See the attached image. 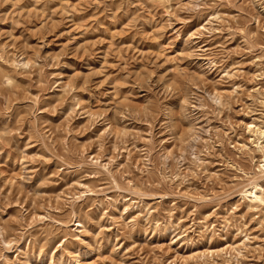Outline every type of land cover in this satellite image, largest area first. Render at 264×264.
Returning <instances> with one entry per match:
<instances>
[{"label":"rangeland","instance_id":"374dc122","mask_svg":"<svg viewBox=\"0 0 264 264\" xmlns=\"http://www.w3.org/2000/svg\"><path fill=\"white\" fill-rule=\"evenodd\" d=\"M264 0H0V264H264Z\"/></svg>","mask_w":264,"mask_h":264},{"label":"bare ground","instance_id":"6f19581e","mask_svg":"<svg viewBox=\"0 0 264 264\" xmlns=\"http://www.w3.org/2000/svg\"><path fill=\"white\" fill-rule=\"evenodd\" d=\"M259 147L264 152L263 145L260 144ZM258 166V172L261 176H264V163ZM256 179L257 177L251 182V187L241 191L243 199H247L251 206L257 203L264 204V187Z\"/></svg>","mask_w":264,"mask_h":264}]
</instances>
